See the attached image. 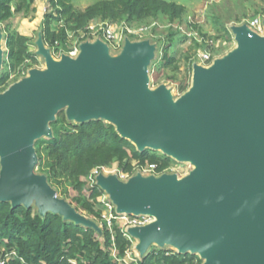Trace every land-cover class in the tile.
<instances>
[{
	"label": "water",
	"instance_id": "water-1",
	"mask_svg": "<svg viewBox=\"0 0 264 264\" xmlns=\"http://www.w3.org/2000/svg\"><path fill=\"white\" fill-rule=\"evenodd\" d=\"M231 31L236 48L207 67L194 63L192 85L175 101L163 85L147 88L154 51L147 41L125 39L114 57L100 40L85 42L58 60L40 41L46 68L0 93V201L34 202L40 214L100 231L34 172V138L50 137L49 121L68 105L71 120L103 119L138 150L195 164L182 179L96 175L117 212L153 217L127 229L141 252L166 243L199 252L204 264H264V35L245 23ZM1 56L0 48V64Z\"/></svg>",
	"mask_w": 264,
	"mask_h": 264
},
{
	"label": "trees",
	"instance_id": "trees-1",
	"mask_svg": "<svg viewBox=\"0 0 264 264\" xmlns=\"http://www.w3.org/2000/svg\"><path fill=\"white\" fill-rule=\"evenodd\" d=\"M32 1L0 0V23L10 20L14 11H24L26 16ZM48 3L50 11L42 21V39L57 52L66 51L68 35L85 30L90 21H123L131 25L165 16L173 26L164 30L159 38L165 43L159 65L173 72L178 70L172 48L178 39L186 38L179 29L185 13L183 5L167 0H98L79 9L74 0H48ZM4 36L7 52L4 69L0 72V93L9 86L11 76L17 79L35 61V55L29 50V36L8 24ZM191 37L198 49L206 46L203 39L198 41ZM190 57L185 54L186 61ZM190 68L188 62L186 73L178 80L180 91L187 89ZM170 78L176 79V76ZM49 126L51 136L34 142L35 167L54 190L69 198V204L76 210H83L101 222L102 237L93 228L64 219L58 213L40 214L32 205L13 206L9 200H3L0 201V257L12 254L6 264H120L130 241L120 226L113 224L112 231L107 228L99 204L105 192L95 183H87L91 171L106 168L130 174L136 168L155 164L156 172H161L169 168L174 159L157 150H138L113 124L100 118L73 123L60 112ZM196 259V255L189 252L155 248L130 264H197Z\"/></svg>",
	"mask_w": 264,
	"mask_h": 264
},
{
	"label": "rangeland",
	"instance_id": "rangeland-1",
	"mask_svg": "<svg viewBox=\"0 0 264 264\" xmlns=\"http://www.w3.org/2000/svg\"><path fill=\"white\" fill-rule=\"evenodd\" d=\"M98 0H74L75 7L79 9H83L91 3H94ZM171 2H176L185 7V13L183 16L182 22L179 23V29L182 32L181 34H185L186 38L178 39L175 42V46L172 48L174 50V57L178 63V70L176 72L171 71L170 68L163 69L159 65V59L162 53V48L164 46V42L159 41V38L163 35L164 30L168 29V27L173 26V23H170L168 19L159 15L156 19H149L145 23H137L134 22L131 25L126 24L125 22H116L118 24V28L115 30L117 36L121 37V39L114 44L113 42L108 41L106 38L102 36V34H96L90 31H79L77 33H71L68 35L67 39V49L59 50L58 52L51 48L47 44H44L42 39V21L44 15L50 11V6L48 0H33L29 4V9L27 15L25 16L24 11H14L13 17L7 22L0 23V48L2 50V59L0 64V72L4 69L3 60L6 58L7 48L5 46V36L4 29L8 24L11 28L17 30L19 33L23 35H27L31 38L29 44V50L35 55V61L33 64L17 79H13L9 83V86L23 80L24 78L29 76V71L32 69H40L43 70L46 68L45 56L39 50L40 41L42 43V47L44 50H47L54 59H60V56L64 53H68L69 51H73L77 49L79 52V47L82 43L85 42H95L100 40L105 43L108 48V54L111 57L118 55L121 52L122 47L124 46L125 39H128L131 43H139L143 41H147L149 45L154 46L153 57L150 60L149 64L146 66V76H147V88L149 90H153L157 88L159 85H163L167 90L170 98L172 100L178 99L182 96L192 85V73H193V64H199L204 67L209 66L211 63L202 62L200 55L202 56L204 53L209 54L213 59H219L226 56L229 52L236 48V41L234 40V36L231 31L232 25L240 24L243 21L250 20L256 16H262L264 14V0H167ZM101 22V20H97V22ZM189 23L194 24L195 27L191 28ZM176 23H174L175 25ZM127 26L129 30L126 28L121 30V26ZM142 28L141 31H138ZM227 33H225V31ZM181 36V35H180ZM194 36L201 41L202 39L207 43L201 49H198L193 44ZM182 37V36H181ZM185 54H190L189 61L185 60ZM191 63V68L188 73V78L186 80L187 89L184 91L179 90L178 80L180 81L184 74L186 73L187 64ZM175 75L176 79H171L170 77ZM8 86V87H9ZM7 87V88H8ZM69 106L64 105L57 109L54 113L53 120L54 121L57 115L60 112H64L68 121L73 123H77L75 120H71L67 116ZM46 139L49 138L48 134H41L34 138V142L38 139ZM175 162L170 166L173 170L170 169L168 173L175 174L177 179H182L190 174L195 169V164L190 160H178L175 159ZM109 170V169H108ZM103 173H108L107 170L101 169ZM34 172L39 174L36 167L34 168ZM55 195L58 198L65 199L69 201L68 197L59 194L55 190ZM32 206L37 211V205L33 202ZM78 213L84 216L85 218L92 221L100 231L95 232L102 237V224L99 220L90 216L83 210L78 209ZM92 228V227H91ZM129 237H126L127 240L130 241V246L128 247L127 254L124 258L119 260L120 264H130L134 263L144 255L152 251L153 249H172L178 250L177 247L170 244L159 245L157 243L150 244L144 252L139 250V240L128 234ZM100 237V238H101ZM191 252V251H188ZM191 254L196 255V263L204 264L205 258L202 257L199 252H194Z\"/></svg>",
	"mask_w": 264,
	"mask_h": 264
},
{
	"label": "built area",
	"instance_id": "built-area-1",
	"mask_svg": "<svg viewBox=\"0 0 264 264\" xmlns=\"http://www.w3.org/2000/svg\"><path fill=\"white\" fill-rule=\"evenodd\" d=\"M264 14L262 16H256L250 20L243 21L242 23H245L247 27L254 33H257L259 35H264ZM118 28L117 23H111L107 21H99L93 20L90 21L87 26L85 27V30L83 31H90L93 33L102 34L104 38H106L108 41L113 42L114 44H117V42L121 39V37L117 36L116 29ZM122 29H127L128 31H131L128 29V27L125 25L120 27ZM142 28H140L138 31H141ZM67 54L71 57H75L78 54L77 49L73 51H69ZM201 58L202 62L211 63L212 59L211 56L207 53H204L202 56H199ZM104 170H107L108 173H103L101 169L94 168L91 171L88 184H94L96 182L95 177L98 173H102L104 175L108 174H117L118 178L121 180H127L131 175L135 174L136 172H140L142 175H155L158 176L162 173H168L172 168H167L161 172H156V165L151 164L147 168H136L132 173H123L118 169L108 170L106 168H102ZM100 206L102 208V218L105 221L107 228L112 231L113 224H116L120 226L123 234L125 237H129V233L127 229L129 227L133 226H141L145 225L153 220V217L148 214H127V213H120L117 212L115 209V205L110 200L109 196L104 193L102 198L99 201ZM175 251V250H174ZM12 254H6L3 257H0V264H6V261L11 257Z\"/></svg>",
	"mask_w": 264,
	"mask_h": 264
},
{
	"label": "bare ground",
	"instance_id": "bare-ground-1",
	"mask_svg": "<svg viewBox=\"0 0 264 264\" xmlns=\"http://www.w3.org/2000/svg\"><path fill=\"white\" fill-rule=\"evenodd\" d=\"M198 166V165H197ZM156 218V217H155ZM156 219H158V218H156ZM159 220V219H158Z\"/></svg>",
	"mask_w": 264,
	"mask_h": 264
}]
</instances>
